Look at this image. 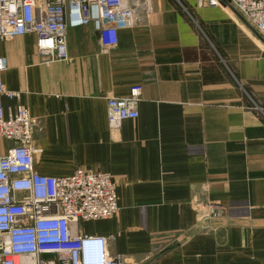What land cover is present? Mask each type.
<instances>
[{"label": "crops", "instance_id": "crops-1", "mask_svg": "<svg viewBox=\"0 0 264 264\" xmlns=\"http://www.w3.org/2000/svg\"><path fill=\"white\" fill-rule=\"evenodd\" d=\"M222 4L134 1L112 48L67 28L66 61L47 63L34 34L0 42L1 82L20 94L3 107L37 122L33 170L110 174L118 214L71 232L129 264H264V40ZM133 87L138 117L110 128L106 99Z\"/></svg>", "mask_w": 264, "mask_h": 264}, {"label": "built area", "instance_id": "built-area-1", "mask_svg": "<svg viewBox=\"0 0 264 264\" xmlns=\"http://www.w3.org/2000/svg\"><path fill=\"white\" fill-rule=\"evenodd\" d=\"M134 1L0 0V42L34 34L47 63L66 61L67 28L91 24L101 46L112 48L118 30L136 21ZM208 4L230 6L264 40V0H208ZM5 69L1 57L0 139L13 145L0 155V264H129L122 255L108 254L106 238L71 232L73 224L118 214L112 176L84 169L57 178L37 174L33 154L39 150L32 145L37 122L19 103L3 107L2 97L16 100L20 95L3 86ZM139 101V87L131 88L125 98L106 99L108 126L135 120Z\"/></svg>", "mask_w": 264, "mask_h": 264}, {"label": "rangeland", "instance_id": "rangeland-1", "mask_svg": "<svg viewBox=\"0 0 264 264\" xmlns=\"http://www.w3.org/2000/svg\"><path fill=\"white\" fill-rule=\"evenodd\" d=\"M221 3V2H220ZM114 217V216H113Z\"/></svg>", "mask_w": 264, "mask_h": 264}]
</instances>
